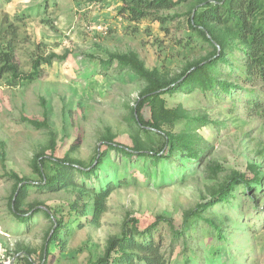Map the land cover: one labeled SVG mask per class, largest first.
<instances>
[{"label": "rangeland", "instance_id": "rangeland-1", "mask_svg": "<svg viewBox=\"0 0 264 264\" xmlns=\"http://www.w3.org/2000/svg\"><path fill=\"white\" fill-rule=\"evenodd\" d=\"M201 1L180 0L137 20L120 12L122 0H0V47L14 48L22 71L30 72L38 56L67 54L65 60L43 63L34 80L14 81L11 74L0 78V262L40 264L47 258L48 264H89L104 255L110 238L122 234L124 222L137 218L143 229L165 216L181 226L233 175L252 178L258 172L261 188L243 194L239 184L229 202L205 212L222 228L223 238L200 219L186 241L171 245L169 237L166 248L169 264H264V115L248 105L253 87L239 77L241 53L231 56L233 65H220L221 80L238 84L232 93L165 94L157 114L144 104V118L160 125L149 134L133 125L136 102L149 81L116 64L108 70L101 64L112 55L134 53L159 79L177 76L213 50L188 25ZM191 118L207 121L188 131ZM34 119L47 120L49 127L34 126L29 121ZM185 131L204 148L200 160L178 152L159 163L155 176L150 160L108 155L99 177L84 181L90 188L109 180L117 184L97 221L92 219L93 194L82 186L33 189L21 205L27 211L40 207L53 218L40 211L27 226L10 210L16 181L11 174L40 181L34 169L39 155L89 165L107 140L150 149L163 142L164 134ZM83 204L87 214L76 210ZM60 216L70 226L66 244H53L47 253L46 242Z\"/></svg>", "mask_w": 264, "mask_h": 264}, {"label": "trees", "instance_id": "trees-1", "mask_svg": "<svg viewBox=\"0 0 264 264\" xmlns=\"http://www.w3.org/2000/svg\"><path fill=\"white\" fill-rule=\"evenodd\" d=\"M121 13L130 15L133 19H141L152 12L162 9L173 8L180 3V0H122ZM200 7L189 18V27L209 43L213 50L203 58L189 65L177 76L159 79L149 71L143 60L132 53L128 55H112L101 64L105 70L115 65L120 69H130L140 78L149 81L150 86L143 90L134 108L133 125L149 134L154 129H160L158 122L146 120L141 114L144 104H149L154 114H157L164 102L165 94H174L180 90L194 91L201 89L203 92L211 91L220 95L224 92L232 93L233 88L238 84L229 80H221L219 77L220 65L229 64L231 56L235 51L240 52V67L242 72L239 77L246 85L252 86L249 93L253 94L248 105L262 110L264 115V0H202ZM231 57V58H230ZM67 54L59 55L52 53L48 56H38L30 72L20 69L15 58V50L12 46L0 47V78L5 74H11L14 81L34 80L41 75L42 64H51L55 60H65ZM238 67V66H237ZM36 127H49L47 120H29ZM207 120L191 118L186 124L188 131L204 126ZM202 123L201 125H196ZM163 142L157 147L150 149L131 147L129 145L105 141V148L98 152L96 159L89 165H84L76 159L69 157L54 158L39 155L35 161L34 169L41 176L40 181H33L21 177L16 173L11 174L14 178L15 188L11 196L9 206L14 216L30 225L32 217L43 211L48 218H53L52 213L40 207H32L31 211L21 208L22 203L30 195L33 189L39 191H57L69 186H82L84 191H90L94 197L93 221H97L103 211L107 197L116 189L117 184L109 180L98 187L90 188L84 181L93 177H99V170L103 167L106 158L113 151L129 161L138 158L150 160L155 167L152 176L158 173L157 166L160 162L171 159L178 152H181L188 159L200 160L204 150L199 146L198 140L187 136L186 131L180 134L166 133L163 135ZM168 146V148H167ZM2 158V157H1ZM46 166L52 168L46 171ZM149 172V171H147ZM82 178L83 182L78 179ZM243 185V194H251L262 187L263 180L260 173L252 178L244 174L233 175L226 184L222 185L219 191L208 201L200 202L195 209L186 216L181 226H177L171 218L160 216L151 225L140 228L137 218L130 219L131 224L126 221L123 224L122 234L109 239L105 253L89 264H169L167 256V238H171V245L177 242L186 241L188 232L198 220H205L214 229L218 236L223 238V230L214 221L204 216L205 212L217 204L229 202L230 197L236 193L237 185ZM91 189V190H90ZM81 209V210H80ZM82 214L88 213V206L83 204L81 208L76 207ZM78 226L84 224L78 220ZM70 230L67 220L60 216L55 221V228L46 242V252L49 247L55 245L64 248L66 234ZM167 231V235H166ZM64 232V236L61 234ZM173 248V246H172ZM189 262V259L187 260ZM187 262V263H188ZM0 264H4L0 262ZM28 264H36L32 260ZM40 264H48L47 258Z\"/></svg>", "mask_w": 264, "mask_h": 264}, {"label": "built area", "instance_id": "built-area-1", "mask_svg": "<svg viewBox=\"0 0 264 264\" xmlns=\"http://www.w3.org/2000/svg\"><path fill=\"white\" fill-rule=\"evenodd\" d=\"M100 29H104V27L103 26H100Z\"/></svg>", "mask_w": 264, "mask_h": 264}]
</instances>
